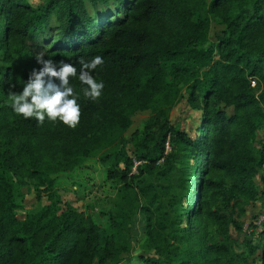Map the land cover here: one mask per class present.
I'll use <instances>...</instances> for the list:
<instances>
[{
	"label": "trees",
	"instance_id": "obj_1",
	"mask_svg": "<svg viewBox=\"0 0 264 264\" xmlns=\"http://www.w3.org/2000/svg\"><path fill=\"white\" fill-rule=\"evenodd\" d=\"M39 1L0 0V264H264V225L242 234L234 218L264 215V0ZM40 52L78 71L104 58L75 128L12 111ZM185 95L194 138L170 124ZM139 110L129 157L117 136ZM25 179L48 203L18 221Z\"/></svg>",
	"mask_w": 264,
	"mask_h": 264
},
{
	"label": "clouds",
	"instance_id": "obj_2",
	"mask_svg": "<svg viewBox=\"0 0 264 264\" xmlns=\"http://www.w3.org/2000/svg\"><path fill=\"white\" fill-rule=\"evenodd\" d=\"M35 58L42 66L31 70L21 91L9 93L12 111L25 120L34 118L38 124L47 120L75 128L80 122L81 99L98 102L103 95L105 82L93 75L104 63L103 56L96 55L88 61L80 59L79 71L76 65L63 59H44L43 52ZM70 78L78 80L79 90L73 87Z\"/></svg>",
	"mask_w": 264,
	"mask_h": 264
},
{
	"label": "rangeland",
	"instance_id": "obj_3",
	"mask_svg": "<svg viewBox=\"0 0 264 264\" xmlns=\"http://www.w3.org/2000/svg\"><path fill=\"white\" fill-rule=\"evenodd\" d=\"M31 6H35L39 4L41 1L39 0H24ZM114 0H108V3L112 4ZM84 5L86 9L90 10L91 5L87 0H84ZM51 24V23H50ZM52 25V24H51ZM219 30L216 28L215 24L211 25V36ZM37 50V49H36ZM255 85V84H254ZM254 87V86H253ZM150 115V111L147 110H139L134 112L130 116V125L129 127L121 133V136H117L119 140L125 141L124 148L126 154L129 157L134 156V148L132 146L133 135L142 130V127L145 121L148 119ZM170 124L176 128L185 131L192 138L198 135V128L201 122V113L197 110H194L190 107L187 102V97L183 98L170 112L169 115ZM259 138H261V136ZM122 146V143L119 144V147ZM167 153L171 152V147L168 146L166 149ZM191 165L194 166V162L191 161ZM134 171V168L132 169ZM21 193L23 195V208L17 212V220L22 221L27 214L34 213L42 206L48 203L47 194L42 192V188L38 187L35 182L24 180V184L21 186ZM60 196V204L61 207L67 208L71 207L75 209L77 212H82L84 210L85 202L83 200L77 199L72 193L66 192L64 190L58 191ZM259 210L254 207H240L237 209L234 214V218L237 222L242 224V234L250 231L260 232L264 225V215H258ZM254 215H258L257 218H254ZM141 217H138L135 222V230L133 232V237L136 239H140L142 234V222ZM250 224L254 227L249 228ZM234 237L235 234L231 233ZM137 251V247L134 244V252Z\"/></svg>",
	"mask_w": 264,
	"mask_h": 264
},
{
	"label": "built area",
	"instance_id": "obj_4",
	"mask_svg": "<svg viewBox=\"0 0 264 264\" xmlns=\"http://www.w3.org/2000/svg\"><path fill=\"white\" fill-rule=\"evenodd\" d=\"M251 86L253 87L254 86V83H251ZM168 148V146L166 147V149ZM138 165V163H134V171H133V173H136L135 172V167Z\"/></svg>",
	"mask_w": 264,
	"mask_h": 264
}]
</instances>
